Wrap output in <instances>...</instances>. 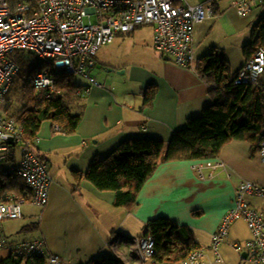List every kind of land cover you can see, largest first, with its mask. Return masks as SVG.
Wrapping results in <instances>:
<instances>
[{
	"label": "crops",
	"instance_id": "obj_1",
	"mask_svg": "<svg viewBox=\"0 0 264 264\" xmlns=\"http://www.w3.org/2000/svg\"><path fill=\"white\" fill-rule=\"evenodd\" d=\"M185 1L211 6L216 11L206 18L204 27V21L195 27L196 58L217 46L224 50L232 70L240 69L246 63L244 54L239 62L233 58L240 57L239 48L250 41L246 37H252L253 25L264 14V5L252 4L241 15L240 0ZM142 27L118 33L109 43L116 44L115 51L113 48L105 53L111 58L107 72H114L113 75H105L101 85L90 83L87 77L77 82L84 87L79 91L83 115L74 133H63L58 124L43 121L38 148L52 178L49 201L41 207L28 200L21 218L4 221L6 236L15 241L41 238L48 252L59 255L66 264H87L93 258L110 255L119 257L123 264H172L143 259L131 238L143 236L149 220L164 216L178 225L190 226L194 240L201 247H210L212 234L234 205L241 182H264V164L258 151L253 152L251 142L237 139L213 159L162 162L144 184L132 209L115 205L114 191L99 190L85 178L94 159L107 157L124 140L152 137L170 141L190 118L201 116L213 102L211 85L194 68L178 65L154 48V29L150 37L154 49L143 46L149 41ZM137 43L142 46L136 47ZM92 71L90 75L97 78ZM149 91L154 92V98L145 103ZM218 161L223 165H216ZM195 163L201 164L203 177L192 168ZM256 197L262 196L249 195L248 203L263 208L264 199L258 201ZM200 198H215L214 213L193 220L191 207ZM250 237L246 221L237 220L221 246L224 264H248L247 256L242 254ZM9 256L8 250L0 248V262ZM215 257L208 248L205 264H223L216 262Z\"/></svg>",
	"mask_w": 264,
	"mask_h": 264
},
{
	"label": "built area",
	"instance_id": "obj_2",
	"mask_svg": "<svg viewBox=\"0 0 264 264\" xmlns=\"http://www.w3.org/2000/svg\"><path fill=\"white\" fill-rule=\"evenodd\" d=\"M252 4L264 5V0H240L239 13L245 15ZM215 13L211 6L185 0H0V172L19 175L31 190L32 204L43 207L48 203L52 178L48 164L38 153L40 138L25 141L23 126L4 107L19 70L10 56L12 52L31 51L40 60L51 63L55 70L79 74L90 83L101 85L90 75L98 51L113 42L118 33L150 25L154 27L155 49L178 65L193 68L195 27ZM263 73L264 47H261L241 68L235 83L259 86ZM34 83L40 89L49 90L48 96L61 92L56 86V77L46 70L35 75ZM258 153L264 164V139ZM216 165L222 166L223 162L218 161ZM192 168L203 177L201 164L195 163ZM249 195L264 197V182H241L234 205L212 234L210 247L195 249L186 259L174 264H205L208 248L215 253V261L224 264L221 246L239 219L246 221L252 233L244 245L248 264H264V207L250 205ZM26 202L11 192L0 198V248L12 256H41L47 264H66L59 255L48 252L43 239L13 243L4 235L3 222L21 218ZM131 240L137 244L143 259L155 254L152 235ZM236 247L241 246L237 243Z\"/></svg>",
	"mask_w": 264,
	"mask_h": 264
},
{
	"label": "trees",
	"instance_id": "obj_3",
	"mask_svg": "<svg viewBox=\"0 0 264 264\" xmlns=\"http://www.w3.org/2000/svg\"><path fill=\"white\" fill-rule=\"evenodd\" d=\"M261 47H264V14L253 25L252 37L243 47L246 62ZM10 56L19 66L13 83L22 82L23 104L15 114L9 115L23 126L25 141L32 142L38 137L45 120L58 124L63 133H74L82 120L83 104L80 103L79 91L84 88L75 81V74L55 70L51 63L39 60L33 52L23 49L15 50ZM193 68L211 85L213 102L204 109L201 116L190 118L187 126L175 132L170 141L152 137L129 138L110 155L96 158L90 164L85 178L99 190L114 191L115 205L132 209L144 184L162 162L213 159L234 139L249 141L253 152L259 151L264 139V73L259 86L235 83L241 68L233 71L224 50L217 46L211 47L208 54L196 58ZM45 70L56 77L60 94L48 96L49 90L35 85V75ZM153 98L154 92L149 91L145 103H150ZM74 107L76 111H73ZM38 153L45 161L39 148ZM75 175L78 179L81 178L78 172ZM7 192L15 193L27 201L31 199V190L19 175H3L0 172V198ZM149 235L155 241V254L151 259L158 262L178 263L201 247L194 240V232L190 226L178 225L164 216L148 221L141 237ZM6 237L13 243L25 240L15 241ZM245 260L248 263L247 258ZM0 264L47 263L41 256L11 255ZM87 264L123 262L119 257L110 255L93 258Z\"/></svg>",
	"mask_w": 264,
	"mask_h": 264
},
{
	"label": "rangeland",
	"instance_id": "obj_4",
	"mask_svg": "<svg viewBox=\"0 0 264 264\" xmlns=\"http://www.w3.org/2000/svg\"><path fill=\"white\" fill-rule=\"evenodd\" d=\"M262 10H263L262 13H264V6L262 7ZM203 23H204L203 24V27H204L207 23V19H205ZM142 28H143V30H142L143 33L146 35V39H148V41H149L145 45L143 44V46L148 47V48L149 47L153 48L152 40L150 37H151V32H153L154 27L150 26V25H145ZM149 34H150V36H149ZM213 35H214V33H211V35H209V38L211 40H212ZM153 39H154V37H153ZM250 39H251V36L248 35V37H246V40L248 41ZM211 42H213V41H211ZM115 45L109 44L108 46H103L98 51V53L95 55V66L92 69L93 70L92 73L94 75H97L98 80L101 82L105 81L104 76L107 75L108 73H111L112 75L114 74V72H107L106 66H107V64H109L111 62V58L106 57L105 53L107 50L113 49L115 47ZM203 45H204V43H203ZM141 46H142V44H140V43L136 44V47H138V48ZM208 50L210 52L211 49H208ZM114 51H115V48H114ZM28 52H31V51H28ZM238 52H240V57L238 55L237 57L233 58L235 60V62H239V59L241 58L242 53H243V49L239 48ZM34 55H35V57H38L36 54H34ZM37 59L40 60L39 57ZM234 66H235V64H234ZM235 68H237V67H235ZM108 69H110V68H108ZM116 75H118V74H116ZM75 81L76 82H82V81H85V78L82 75L76 74L75 75ZM21 86H22V82L12 83L9 93L6 95L4 107H5V110L8 114H15L21 108V106L23 104L22 99H21ZM75 108L76 107H74L73 111H76ZM201 191H203V190H201ZM194 192L197 193L196 191H194ZM260 198L264 199V197H256L255 199L260 201ZM196 203L197 204H195L191 207V209L193 208V211H192L193 220H198L199 218L204 219V218L210 217L214 213L212 206H214L216 203L215 198H213V199L200 198V199H197ZM196 213H200V214L198 215ZM17 222H21V221H17Z\"/></svg>",
	"mask_w": 264,
	"mask_h": 264
},
{
	"label": "water",
	"instance_id": "obj_5",
	"mask_svg": "<svg viewBox=\"0 0 264 264\" xmlns=\"http://www.w3.org/2000/svg\"><path fill=\"white\" fill-rule=\"evenodd\" d=\"M242 256H243L244 258H246V256H247V252H246V251L243 252Z\"/></svg>",
	"mask_w": 264,
	"mask_h": 264
}]
</instances>
